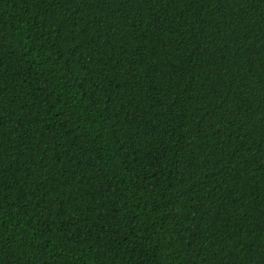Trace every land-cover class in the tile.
<instances>
[{
	"label": "trees",
	"instance_id": "1",
	"mask_svg": "<svg viewBox=\"0 0 264 264\" xmlns=\"http://www.w3.org/2000/svg\"><path fill=\"white\" fill-rule=\"evenodd\" d=\"M0 264H264V0H0Z\"/></svg>",
	"mask_w": 264,
	"mask_h": 264
}]
</instances>
